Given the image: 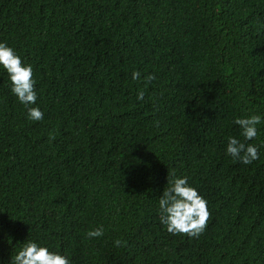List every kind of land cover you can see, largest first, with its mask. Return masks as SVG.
I'll list each match as a JSON object with an SVG mask.
<instances>
[{"label":"trees","instance_id":"16d2710c","mask_svg":"<svg viewBox=\"0 0 264 264\" xmlns=\"http://www.w3.org/2000/svg\"><path fill=\"white\" fill-rule=\"evenodd\" d=\"M0 42L44 113L0 66V264L28 240L71 264H264V0H0ZM229 136L259 159L227 155ZM172 172L207 201L198 238L160 223Z\"/></svg>","mask_w":264,"mask_h":264},{"label":"clouds","instance_id":"9594fccd","mask_svg":"<svg viewBox=\"0 0 264 264\" xmlns=\"http://www.w3.org/2000/svg\"><path fill=\"white\" fill-rule=\"evenodd\" d=\"M0 66L8 73L12 94L26 107L27 118L31 121H42L44 113L38 106H33L36 105L38 97L32 66L25 64L6 42H0ZM140 75L139 71H133L132 79L138 80ZM153 79L155 76L151 74L145 77L147 82ZM144 95V91L140 90L137 99L143 100ZM261 120L260 115H251L236 118L234 123L240 127L244 140L251 141L257 137L256 126ZM50 138L55 139L51 135ZM226 154L244 165H250L259 159L256 145L242 142L232 136L227 138ZM159 211L160 223L166 227L168 233L186 235L189 238H198L207 228L211 217L207 201L189 184L188 177L176 176L175 172L167 176V187L159 198ZM103 234V228L99 227L88 231L87 236L101 237ZM115 245L121 246L122 242L116 240ZM11 264H71V262L66 255L52 252L47 247L28 240L18 253L11 257Z\"/></svg>","mask_w":264,"mask_h":264}]
</instances>
